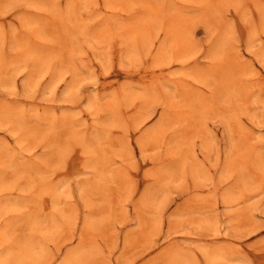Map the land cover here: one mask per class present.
Returning a JSON list of instances; mask_svg holds the SVG:
<instances>
[{"label": "rangeland", "instance_id": "374dc122", "mask_svg": "<svg viewBox=\"0 0 264 264\" xmlns=\"http://www.w3.org/2000/svg\"><path fill=\"white\" fill-rule=\"evenodd\" d=\"M0 264H264V0H0Z\"/></svg>", "mask_w": 264, "mask_h": 264}]
</instances>
